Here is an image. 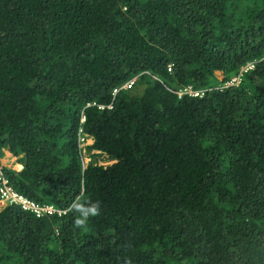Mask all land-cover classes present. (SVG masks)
I'll list each match as a JSON object with an SVG mask.
<instances>
[{
	"label": "trees",
	"instance_id": "trees-1",
	"mask_svg": "<svg viewBox=\"0 0 264 264\" xmlns=\"http://www.w3.org/2000/svg\"><path fill=\"white\" fill-rule=\"evenodd\" d=\"M4 149L0 264H264V0H0Z\"/></svg>",
	"mask_w": 264,
	"mask_h": 264
},
{
	"label": "built area",
	"instance_id": "built-area-1",
	"mask_svg": "<svg viewBox=\"0 0 264 264\" xmlns=\"http://www.w3.org/2000/svg\"><path fill=\"white\" fill-rule=\"evenodd\" d=\"M248 65L245 66L241 71H244L248 69ZM240 74L236 77H233L230 81L225 82L220 89L223 87H226L228 85H231L233 83H236L239 81ZM132 81L126 82L123 87H128ZM115 91V90H114ZM203 90L200 89H193L191 86H183L182 88H179L176 93L177 96H202ZM84 118L81 117V121H83ZM89 135L82 132L81 129H79V134L77 137V144L79 148V155L82 159V162H87L89 158L86 157V145L90 144L88 142ZM96 151H91V153H94ZM101 163V162H99ZM4 166L0 163V209L7 205H16L19 206L22 210L28 211L32 214H34L36 217H41L45 214H53L54 212H57L60 214V211L55 209L50 204H40L38 202H35L21 193L17 192L13 189V187L9 184V181L7 177L4 175Z\"/></svg>",
	"mask_w": 264,
	"mask_h": 264
},
{
	"label": "clouds",
	"instance_id": "clouds-1",
	"mask_svg": "<svg viewBox=\"0 0 264 264\" xmlns=\"http://www.w3.org/2000/svg\"><path fill=\"white\" fill-rule=\"evenodd\" d=\"M223 84L224 83H222L219 87H215V88H220L223 86ZM214 86L215 85H212L211 87H214ZM209 88L210 87H208V89ZM205 89H207V88H202L200 90L205 91ZM188 97H194V96H188ZM196 97H201V96H196ZM90 138L93 139L92 136H90ZM92 143L86 145V157L89 158V160L87 162H84V164H83L82 159L79 155L82 169L86 168V166L88 165L89 162H91V163L93 162L94 164H98L101 166L108 165V160L105 157L103 152H101L100 150H96V149H91L90 151L88 150V146H90ZM91 151H96V152L91 153ZM93 155H94V158L92 157ZM99 162H101V163H99ZM109 162H111V161H109ZM15 170H17V169H15ZM54 208L59 210L60 214L57 212H54L53 214L56 213L58 215H62L66 211L64 209H60V208L58 209L56 207H54ZM68 211L74 214V217H73L74 227L76 229H84L87 227V224H88V221L90 220V218L96 217L100 214V205L98 202H93L89 199L83 198L82 196H77L72 200V202L68 206ZM53 214H45L41 217H46V216H50Z\"/></svg>",
	"mask_w": 264,
	"mask_h": 264
},
{
	"label": "rangeland",
	"instance_id": "rangeland-1",
	"mask_svg": "<svg viewBox=\"0 0 264 264\" xmlns=\"http://www.w3.org/2000/svg\"><path fill=\"white\" fill-rule=\"evenodd\" d=\"M216 74V76H217V78H218V80H221V78H222V76H221V74H220V72H216L215 73ZM236 83H238V82H236ZM236 83H233V84H236ZM222 84V82H218L217 84H215V86L214 87H219L220 85ZM88 142L89 143H92L93 142V139H91L90 137H89V139H88ZM4 151H7V152H9L8 150H6V149H4V150H2V153H1V155H0V160L3 158V157H5V153H4ZM12 154L9 152V155H7V159H8V157H9V159L4 163V164H6V165H4L3 163H1L3 166H4V168H13V169H16L17 168V166H15V164L13 165V166H11L12 165V163H13V160H12V156H11ZM16 162H18V157H16ZM110 163H112V162H109L108 161V164H110ZM17 164V163H16ZM19 164V165H18ZM18 169L17 170H19L20 169V167H21V164L18 162ZM8 166V167H7Z\"/></svg>",
	"mask_w": 264,
	"mask_h": 264
},
{
	"label": "crops",
	"instance_id": "crops-1",
	"mask_svg": "<svg viewBox=\"0 0 264 264\" xmlns=\"http://www.w3.org/2000/svg\"><path fill=\"white\" fill-rule=\"evenodd\" d=\"M4 153H5V157H6V159H7V155H9V152L4 151ZM11 156H12V160H13V163H12L11 166H13V165L15 164V166H17L16 169H18V165H19V164H18V162H16V160H15V159H16V156H14V155H11ZM8 159H9V157H8ZM8 159H7V160H8ZM0 162H1V160H0ZM1 163H2V162H1ZM16 163H17L18 165H17ZM4 165H6V164H4ZM7 167H8V166H7Z\"/></svg>",
	"mask_w": 264,
	"mask_h": 264
}]
</instances>
